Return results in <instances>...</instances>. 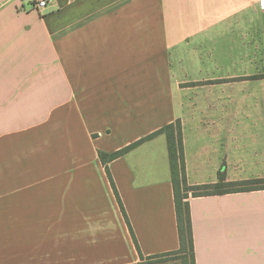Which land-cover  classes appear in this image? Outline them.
<instances>
[{"label": "crops", "instance_id": "0c3cea01", "mask_svg": "<svg viewBox=\"0 0 264 264\" xmlns=\"http://www.w3.org/2000/svg\"><path fill=\"white\" fill-rule=\"evenodd\" d=\"M260 1L0 0V264L176 252L166 136L108 163L130 225L100 154L177 120L190 185L264 179V83L234 81ZM190 211L195 264H264V190Z\"/></svg>", "mask_w": 264, "mask_h": 264}, {"label": "trees", "instance_id": "16d2710c", "mask_svg": "<svg viewBox=\"0 0 264 264\" xmlns=\"http://www.w3.org/2000/svg\"><path fill=\"white\" fill-rule=\"evenodd\" d=\"M165 135L168 143V152L170 158L172 184L174 189V200L176 208V217L178 224L179 242L180 247L176 252L171 254L184 255L189 252L193 259V264H195L194 256V237H193V226L190 211V199L198 197L207 196H219L234 193H246L252 191L264 190V179H256L249 181H238V182H226V177L224 173L219 172V182L210 185H198L193 186L189 184L187 173H186V161H185V150H184V135H183V125L180 120L167 125L166 127L160 129L154 134L144 138L116 153L106 154L101 153L100 158L103 164L107 167V172L109 175L110 182L113 186L115 193L118 196V192L114 185L112 176L110 175L108 169V163L122 157L129 151L138 147L142 143L158 136ZM122 211L126 217L127 223L130 225L120 197L118 196ZM132 235L133 230L130 226ZM136 242V239L134 237ZM170 255V254H168ZM161 256L150 257L149 259H157Z\"/></svg>", "mask_w": 264, "mask_h": 264}, {"label": "rangeland", "instance_id": "374dc122", "mask_svg": "<svg viewBox=\"0 0 264 264\" xmlns=\"http://www.w3.org/2000/svg\"><path fill=\"white\" fill-rule=\"evenodd\" d=\"M259 6V8L263 10L264 13V8L262 7L261 1ZM250 19L251 24L254 27L258 17L255 13H252ZM255 28V30H252V40L248 42L244 39L245 45L235 48V55H249L251 60L236 62L234 64V70L236 72H241V74L251 75L247 77L234 78V81L241 82L261 79V83H264V26L263 28H260V30H258V27ZM247 43H249V46ZM156 262H169L170 264H193V259L191 254L187 252V254L184 255L170 254L157 259H149L147 261L148 264H153Z\"/></svg>", "mask_w": 264, "mask_h": 264}, {"label": "built area", "instance_id": "2783aa9c", "mask_svg": "<svg viewBox=\"0 0 264 264\" xmlns=\"http://www.w3.org/2000/svg\"><path fill=\"white\" fill-rule=\"evenodd\" d=\"M33 2V8L35 10H42L45 9L48 6V0H32ZM262 7L264 8V1L261 3Z\"/></svg>", "mask_w": 264, "mask_h": 264}]
</instances>
